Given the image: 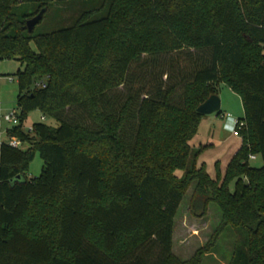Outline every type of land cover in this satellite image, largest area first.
<instances>
[{"label": "trees", "instance_id": "obj_1", "mask_svg": "<svg viewBox=\"0 0 264 264\" xmlns=\"http://www.w3.org/2000/svg\"><path fill=\"white\" fill-rule=\"evenodd\" d=\"M60 3L0 0V61L21 65L7 135L23 142L0 136V264H203L211 242L188 260L172 250L192 184L191 213L213 202L217 232L236 229L228 264H264V0H99L68 26L28 31ZM221 84L246 125L212 178L190 142ZM36 109L57 126L22 130ZM36 150L42 169L28 178Z\"/></svg>", "mask_w": 264, "mask_h": 264}, {"label": "rangeland", "instance_id": "obj_2", "mask_svg": "<svg viewBox=\"0 0 264 264\" xmlns=\"http://www.w3.org/2000/svg\"><path fill=\"white\" fill-rule=\"evenodd\" d=\"M97 3H99V0L61 2L60 5H50L49 10L43 15L41 21L35 25L34 29L38 32H45L68 26L75 20L81 10L90 8ZM36 6H38L37 3H27L20 10L29 9L32 11ZM32 46L34 47V44ZM20 68V62L16 59L0 61V115L13 110L18 112V114L20 113L16 107L18 94L17 71ZM218 96L221 101V113L232 114L239 118L244 117L240 97L232 92L227 85H220ZM42 116V112L39 109L28 112L21 123L22 130L29 131L35 123L57 126V122L53 118L45 117L42 119ZM205 119L199 133L193 139V143L197 146L200 143L207 142L210 130L212 131L219 124V120L209 121ZM0 127L1 140L7 142L9 140L7 129L13 126L0 119ZM231 132L230 129L226 128L221 134L222 140L227 142L234 141L235 138ZM33 135L34 133L31 136ZM250 164L254 167H260L263 162L260 157H257L256 160H251ZM42 165L43 161L36 150L33 159L29 163L28 178L37 177L41 172ZM213 171V167L207 170L211 174H213ZM181 173V171L178 172V174ZM193 186L192 184L189 187L174 217L172 250L180 259L188 260L200 248L206 247L211 242L213 243L212 247L206 250L203 255V264H228L237 236L236 229L233 226H227L219 233L217 232L221 221V212L213 202L208 204L207 213L203 217L194 216L189 209ZM230 187L233 188V183H231Z\"/></svg>", "mask_w": 264, "mask_h": 264}, {"label": "crops", "instance_id": "obj_3", "mask_svg": "<svg viewBox=\"0 0 264 264\" xmlns=\"http://www.w3.org/2000/svg\"><path fill=\"white\" fill-rule=\"evenodd\" d=\"M240 100H241V98H240ZM226 115H227L226 113H221L220 115H218L216 113H214L212 115H205L201 120L197 134L199 133L200 128L203 125L204 118H206L209 121L219 120V124L216 125L212 131L210 130V134H209L210 136H208L207 142L200 143L197 146L196 144L193 143V139L195 137L190 142L192 149L203 148L201 154L198 157L197 162H198V165L204 164L206 167V170H209V168L213 167V170H214L213 174L209 173V175L212 178H216L218 174H221L222 176L224 175L225 170H226L230 160L232 159L234 154L237 152V150L242 145V139L240 137L233 135V129L235 127V120L240 119V118L235 117L232 114H230L232 116V118H226L225 117ZM210 116H212V117H210ZM226 128H228L232 131L231 133H232L233 137L235 138L234 141L227 142V141L222 140L221 134L223 131L226 130ZM197 134H196V136H197ZM255 156H256V158L253 160H256L258 157L256 154H255ZM177 257H179V256H177Z\"/></svg>", "mask_w": 264, "mask_h": 264}, {"label": "built area", "instance_id": "obj_4", "mask_svg": "<svg viewBox=\"0 0 264 264\" xmlns=\"http://www.w3.org/2000/svg\"><path fill=\"white\" fill-rule=\"evenodd\" d=\"M27 1H33V2H43V3H57V2H74V1H81V0H27ZM37 85H44L42 82L37 83ZM226 118H232V116L230 114H227L225 116ZM0 119H2L3 121H5L8 124H11L12 126H18L20 124V118H19V114L18 112H16L15 110H13L12 112H8V113H3L0 115ZM42 119H44V117L42 116ZM246 125L245 121L243 119H236L235 120V127L233 129V135L240 137L241 138V134H240V130ZM32 128L29 129V131H31ZM9 145L15 147V148H19L22 147L23 142L16 138V137H11L8 140ZM256 156L253 154L249 155V159L253 160L255 159Z\"/></svg>", "mask_w": 264, "mask_h": 264}, {"label": "water", "instance_id": "obj_5", "mask_svg": "<svg viewBox=\"0 0 264 264\" xmlns=\"http://www.w3.org/2000/svg\"><path fill=\"white\" fill-rule=\"evenodd\" d=\"M45 9H42L37 15L29 19L26 23V27L29 32H32L35 25L38 24L43 18ZM221 109V101L217 94L211 95L205 102H203L197 108V112L203 115H211L217 113Z\"/></svg>", "mask_w": 264, "mask_h": 264}]
</instances>
